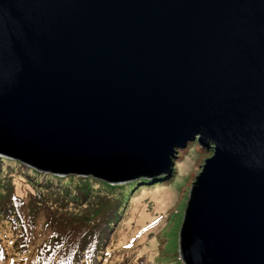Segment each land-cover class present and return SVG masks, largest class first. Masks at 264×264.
<instances>
[{
	"label": "water",
	"instance_id": "obj_1",
	"mask_svg": "<svg viewBox=\"0 0 264 264\" xmlns=\"http://www.w3.org/2000/svg\"><path fill=\"white\" fill-rule=\"evenodd\" d=\"M198 136L181 256L264 264V0H0V154L119 183Z\"/></svg>",
	"mask_w": 264,
	"mask_h": 264
},
{
	"label": "trees",
	"instance_id": "obj_2",
	"mask_svg": "<svg viewBox=\"0 0 264 264\" xmlns=\"http://www.w3.org/2000/svg\"><path fill=\"white\" fill-rule=\"evenodd\" d=\"M13 159L15 171V164L21 167L19 163L22 162L37 169L17 156H13ZM11 161L1 156L0 167L3 163L11 165ZM26 171L28 175L25 177L30 182L25 180L27 187L23 190H17L16 183L9 177L0 176V188L6 192L4 195L0 193V264H21L30 254L29 244L37 241L40 244L30 264H72L71 260H76L75 264H111L114 255L112 245L109 244L104 251L103 247L107 236L114 233L116 228L111 230L112 223L124 211L125 184H112L91 172L82 173L87 178L80 177L83 176L81 174L78 176L77 172L60 177L54 172L45 176L37 174L35 169V173ZM42 176L43 182L47 183L32 185L31 181L35 182L36 178ZM1 181L7 182L6 187ZM140 183L136 181L125 186L128 188L135 184L130 188L133 193ZM193 186L194 182L190 194ZM183 225L184 220L177 237L179 246ZM7 229L14 230L13 236L22 240L12 241L14 237L11 235L4 237ZM126 244L123 245L124 249H132ZM169 257L166 262L158 264H188L181 256L180 249H174L172 259Z\"/></svg>",
	"mask_w": 264,
	"mask_h": 264
},
{
	"label": "rangeland",
	"instance_id": "obj_3",
	"mask_svg": "<svg viewBox=\"0 0 264 264\" xmlns=\"http://www.w3.org/2000/svg\"><path fill=\"white\" fill-rule=\"evenodd\" d=\"M212 154V144L204 146L200 143V136H198L195 140L187 142L184 148L177 149L176 155L172 160L173 165L169 177L139 178L119 182L126 185L131 182L141 181L139 186L135 187L136 191L133 193L130 192V188L134 187L135 184H131L128 188L125 185L123 187L124 202L122 205L125 208L122 214L118 216L119 218H116L112 223L111 230L115 226L116 228L114 233L107 236L106 245L103 247L104 251L109 244L112 245L111 250L114 255L111 258V264H158L169 260V256L172 259L174 249L175 251L180 249L177 237L182 227L192 182L196 180L202 170V165ZM1 156L12 161L11 165L2 164L0 176L9 177L16 183L17 187L15 188L17 190H23L27 187L25 180L30 182L25 177L28 175L26 170L35 173L33 171L35 169L37 174L45 176L53 174L52 171L36 169L23 162L19 163L21 167L15 164L17 169L15 171L12 166L15 163L13 156L0 154ZM56 175L66 177L68 173ZM77 175L80 176V174ZM80 177L88 178L87 175ZM43 180L44 177L42 176L41 178H36L35 182L31 181V183L32 185H37L38 182L47 183L43 182ZM95 181L92 180V182ZM1 183L6 187L7 182L1 181ZM0 193L6 194L5 189L0 188ZM125 193L128 194L127 197ZM144 229L146 230L143 231ZM113 242L115 246H113ZM126 242V245L131 246L132 249L123 248Z\"/></svg>",
	"mask_w": 264,
	"mask_h": 264
},
{
	"label": "clouds",
	"instance_id": "obj_4",
	"mask_svg": "<svg viewBox=\"0 0 264 264\" xmlns=\"http://www.w3.org/2000/svg\"><path fill=\"white\" fill-rule=\"evenodd\" d=\"M14 232H15V231L12 230V229H7V231H6L5 235H4V237H6V236H8V235H11V237H14L12 241H15V239H17V240H19V239L22 240V239H21L20 237H18V236H13V235H14ZM39 244H40V242L37 241L35 244H33V246H30V244H29V247H30L31 249H33V247L38 248ZM35 248H34V249H35ZM31 258H32V255H29L28 258H27L24 262H22V264H24L25 262L28 263V262L31 260Z\"/></svg>",
	"mask_w": 264,
	"mask_h": 264
},
{
	"label": "crops",
	"instance_id": "obj_5",
	"mask_svg": "<svg viewBox=\"0 0 264 264\" xmlns=\"http://www.w3.org/2000/svg\"><path fill=\"white\" fill-rule=\"evenodd\" d=\"M35 255H36V251H35Z\"/></svg>",
	"mask_w": 264,
	"mask_h": 264
}]
</instances>
